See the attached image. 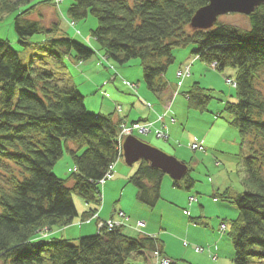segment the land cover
<instances>
[{
  "label": "trees",
  "instance_id": "1",
  "mask_svg": "<svg viewBox=\"0 0 264 264\" xmlns=\"http://www.w3.org/2000/svg\"><path fill=\"white\" fill-rule=\"evenodd\" d=\"M51 1L0 0V14L20 10L14 26L24 48L35 34L50 35L42 49L52 59L45 61L38 54V59L24 63L20 51L0 38V264H155L153 253L165 252L160 238L129 234L124 226L99 227L75 240L55 236L54 231L49 237L41 233L46 227L62 229L74 223L80 215L75 193L88 203H101L106 184L101 179L113 163L125 158L118 143L125 117L116 110L89 111L85 94L69 77L67 58L79 63L98 50L91 41L62 31L59 20L46 26L31 17ZM209 1L71 0L68 12L72 26L94 15L99 23L92 36L103 58L122 66L139 59L148 89L158 95L170 88L166 72L178 47L194 44L195 56L211 66L216 62L215 69H237V100L227 101L225 110L240 133L248 188L237 193L226 189L220 196L239 210L229 224L234 264H264V3L248 15V28L219 19L209 29L192 27L196 11ZM186 77L177 76V86ZM208 91L197 81L183 93L190 108L203 111L212 99ZM64 148L75 164L67 179L54 172ZM139 163L129 181L137 187V199L155 207L166 173L147 159ZM191 170L188 165L173 185L191 189L197 181ZM98 210L84 211L82 221Z\"/></svg>",
  "mask_w": 264,
  "mask_h": 264
},
{
  "label": "rangeland",
  "instance_id": "2",
  "mask_svg": "<svg viewBox=\"0 0 264 264\" xmlns=\"http://www.w3.org/2000/svg\"><path fill=\"white\" fill-rule=\"evenodd\" d=\"M55 1L52 0L49 4H41L31 17L41 20L42 24L46 26H52V23L57 21L58 17V20L61 21L60 28L62 31L68 32L70 36L84 42L92 40V46L98 50L85 64L89 65L95 61L113 68L109 69L110 71L106 70L105 75L99 73L89 75L88 73L83 74V72L82 75L74 74L76 83L83 86L86 91L85 103L87 109L95 113H109L115 109L117 115L118 113L123 115L130 110L129 115L125 117L127 123L129 122L128 124H132L133 120L139 118H143L140 120L143 121L147 114L152 116L150 118H157L167 113L168 116L165 121L168 125V131L166 129L165 131L169 134L168 139L157 137L154 129L147 134H135L141 140L186 162L192 169L191 174L197 180L191 189L179 188L173 186V178L166 173L162 183V198L159 203L155 207H149L140 201L136 202L138 206L133 208L134 214L130 216L127 225L124 226L125 232L129 234L159 235L164 240L167 253L155 251L158 252V254L154 252L152 255L155 264H162V261L167 257H171L172 261L177 264H234L235 251L229 235V224H231V220L238 216L239 210L234 203L220 196L223 191L221 189L217 190V187L214 190L212 183L215 182L218 186L229 181L230 188L228 189L236 193L244 192L248 188L242 183L241 174L245 173L243 172L242 162L238 164L241 161L240 133L236 127L229 123L230 114L225 110L227 101L237 100V89L228 81V78L235 80L237 69L231 66L226 67L224 70L215 69L210 64L198 59L194 64H191L192 75L185 78L184 87L177 91V70L185 67V64L191 62L196 55L193 52L194 44L178 47L173 50L175 60L166 72L170 88L165 93L158 95L148 89L139 59H133L123 65L124 70H121L123 69L122 65L113 60L110 61L112 65L105 64L108 60L103 56L106 55L102 50H99L98 42L92 36V30L99 23L94 15H89L83 20H76L75 26H72L70 22L74 19L68 12L71 0H62L58 4ZM18 11L20 10L0 14V38L8 39L20 51V57L24 63H29L32 59H38V54H41L42 58L49 62L51 56L42 49L47 44L44 39L50 36L48 33L41 32L32 36L30 45L26 48L18 41L14 26L15 15ZM219 21L242 28L250 26L248 15L237 12L223 14L219 17ZM68 63L73 66L76 64L71 58L66 60L67 67ZM116 71L125 75L130 81L138 83L137 91L124 84L121 77L115 81L110 79ZM197 81L203 87L208 88V93L212 96L207 109L203 111L190 108L185 94L182 93L183 90L190 89L192 84ZM173 93L175 94L173 95ZM128 97H134V100H129ZM110 98L113 99L112 102ZM135 99L140 100L139 104L135 102ZM136 104L141 105V108ZM119 107L121 111L117 113ZM170 117H174L176 121L170 123ZM158 126L161 128L162 124L159 123ZM208 134L209 138L206 137ZM194 137L205 139L207 149L205 147V150H192L189 143ZM139 166V161L129 165L123 156L120 157L115 164L113 178L108 179L107 183L103 185V200L101 203H88L79 194H74L79 211L82 212L83 207H97L100 210L106 200L107 204H113L117 208H122L123 203L132 206L131 199L136 196L137 187L129 181V177ZM74 167L72 156L64 148V154L56 163L54 172L59 177L67 179ZM128 171L132 173L126 175L127 177H122V174L125 175V172ZM120 174L121 176H119ZM191 195L198 198L193 207L189 205ZM215 196L218 199L217 201L214 200ZM106 211H108V208L104 210V213ZM96 215L97 213L94 216ZM101 220L103 219L99 217V221ZM138 220L147 222V226L142 231L134 229ZM99 221L93 220L95 229L82 235L78 232L81 225L86 223L87 220L78 224L74 222L73 225L76 224V226L70 227L68 233L72 234L74 232L79 234L75 235L79 237L94 234L98 231L97 222L98 228H108L106 225H100ZM223 223L228 225L226 230H222ZM58 230L60 229L52 230L46 227L42 229L41 233L45 237H49L54 231L55 236L63 237L62 232H58L56 235ZM69 236H65V238ZM70 239L72 238L70 237ZM197 247H203L204 250L198 251ZM210 249L217 255L216 259H213Z\"/></svg>",
  "mask_w": 264,
  "mask_h": 264
},
{
  "label": "water",
  "instance_id": "3",
  "mask_svg": "<svg viewBox=\"0 0 264 264\" xmlns=\"http://www.w3.org/2000/svg\"><path fill=\"white\" fill-rule=\"evenodd\" d=\"M261 3H264V0H210L207 5L196 11L191 25L194 28L209 29L215 25L221 15L235 12L250 15ZM123 148L125 160L129 165L147 159L153 167L160 168L176 180H181L188 170L185 162L141 140L136 135L127 136Z\"/></svg>",
  "mask_w": 264,
  "mask_h": 264
},
{
  "label": "crops",
  "instance_id": "4",
  "mask_svg": "<svg viewBox=\"0 0 264 264\" xmlns=\"http://www.w3.org/2000/svg\"><path fill=\"white\" fill-rule=\"evenodd\" d=\"M55 19H56V17H55ZM54 19V20H55ZM57 20H58V17H57ZM91 42H92V40H90ZM93 43V42H92ZM68 59V58H67ZM66 59V60H67ZM87 61V63H88V60H86ZM86 61H80L79 63H76V64H74V66L71 64V63H68V71H69V77L71 78V80H72V82L74 83V84H76L77 86H78V88L80 89V91L83 93V94H85V96L87 97V94L85 93L86 91H85V89H84V87L83 86H81L80 84H77L76 83V81H75V78H74V74L76 75V73H78V74H81L82 75V72H83V74L84 73H88L89 75L91 74V73H93V75H96V74H102V75H105V73H107V71L106 70H109V69H113V68H111V67H106V66H104V65H101V63H96L95 61H93V63L92 64H85V62ZM110 59L108 60V62H106L105 64H107L108 66H110V65H112L111 63H110ZM196 61V60H195ZM195 61H194V59L191 61V63H195ZM105 62V61H104ZM190 63V62H189ZM187 64V63H186ZM83 66V67H82ZM102 66H104V67H102ZM82 67V68H81ZM122 68L123 69H121V70H124V67L122 66ZM100 69V70H99ZM179 70V69H178ZM110 71V70H109ZM191 72H192V69H191ZM123 73V72H122ZM191 75H192V73H191ZM119 76V77H118ZM177 76V75H176ZM113 77V78H112ZM122 78V80L124 81L123 83L124 84H126L130 89H134V88H132L131 87V84L132 83H134V82H132V81H130L125 75H122V74H120V72L119 71H116L115 72V75L113 76H111V78L110 79H114V81L115 80H117L118 78ZM187 78V77H186ZM184 80H185V78H184ZM183 80V84H182V86L181 87H177V91H179V90H181V88L182 87H184V85H185V81ZM137 85H138V83H136ZM109 85H111V84H109ZM176 85H177V83H176ZM139 86V85H138ZM135 90V89H134ZM105 91V90H104ZM109 91V90H108ZM136 91V90H135ZM183 91H185V90H183ZM183 91H182V93H183ZM175 93H173V95H174ZM172 95V96H173ZM147 96V95H146ZM112 98H110V101L112 102L113 101V99L111 100ZM128 99L129 100H134V97H128ZM135 102L136 103H138L139 104V102H140V100L139 99H135ZM134 102V103H135ZM138 104H136V105H138ZM103 106H104V103H103ZM138 106H140V108H141V105H138ZM169 106V105H168ZM113 111H115V109H113ZM112 111V112H113ZM102 113H104V112H102ZM127 113V114H126ZM128 113H130V110L128 111V112H125V114H123V115H119V113H118V116L120 117H127L129 114ZM167 116H168V114H167ZM167 116H165L164 117V119H163V121L162 120H158V117L157 118H150V117H152L151 115H146L145 116V118H144V120H150V121H154V127L157 129V128H160V126H158L159 125V123H161L162 124V126H161V128L163 127V125L165 124V126H164V130L166 129L167 130V128H168V125H167V123H166V121H165V119H166V117ZM141 119H143V118H139V119H137V120H133V122L134 121H140ZM169 121H170V123H173L172 121H171V119H169ZM129 123V122H128ZM168 131V130H167ZM206 137L207 138H209V134L208 135H206ZM206 138V139H207ZM214 140H216V139H214ZM199 141H203V144H204V146L206 147V149H207V146H206V143H205V139H199V138H197V137H194L192 140H191V142L189 143V147L191 148V145L193 144V143H195V142H199ZM208 142H210V140H208ZM211 143V142H210ZM241 147V146H240ZM192 149V148H191ZM192 150H194V149H192ZM241 163V161L238 163V164H240ZM244 170V169H243ZM115 172V168H114V171H113V173ZM244 172V171H243ZM132 172L131 171H128V172H125V175H123L122 174V177H125L126 175H130ZM132 175V174H131ZM130 175V176H131ZM242 175V183L244 184V186L246 187L247 185L244 183V177H245V173H242L241 174ZM119 176H121V174L119 175ZM127 177V176H126ZM107 183V182H106ZM174 186V185H173ZM212 186H213V189L215 190L216 189V187H217V190L218 189H221L222 191H224L225 189H228V188H230V182L229 181H227V182H225V183H221V184H219L218 186H216V184H215V182H213L212 183ZM134 193H135V191H134ZM161 194H162V190H161ZM132 197H133V195H132ZM132 200V203H133V205L132 206H130L129 204L128 205H126V204H122L121 206H122V208H117L115 205H111L110 203H108L107 204V200L104 202V205H102V207H101V209L100 210H98V213H97V215L96 216H93V217H91V218H89V220H87V222L86 223H83L82 225H81V228H80V231L78 232V233H80L81 235L82 234H84V233H89V232H91V231H93L94 229H95V225H94V223H93V220H96V221H98V219H99V217H100V219H105V218H112V217H116V211L117 210H119V209H122V210H124L126 213H127V215H129V216H131V215H133L134 214V211H133V208L134 207H136V206H138L137 205V203L136 202H138L139 200L137 199V191H136V196H134L133 197V199H131ZM214 200L215 201H217L218 199H217V197L215 196L214 197ZM159 203V202H158ZM189 205L190 206H194V203H192V204H190L189 203ZM78 207V206H77ZM94 208V207H93ZM108 208V211H106L105 213H104V210L105 209H107ZM88 209H90V208H87V207H83L82 208V212H80V215L76 218V220L74 221V222H76V224H78V223H82V220H83V216H82V213L84 212V211H86V210H88ZM79 210V209H78ZM76 224L75 225H70V226H67L66 228H63V229H60V230H58L57 231V233H56V235L58 234V232H62V235H63V237H65V236H69L68 238H72V239H77V237H79V236H75V235H79V234H75L74 232L72 233V234H69L68 233V229L70 228V227H72V226H76ZM86 224H88V225H86ZM129 226V225H128ZM134 229H136V228H134ZM97 230H98V222H97ZM136 231H138L137 229H136ZM146 235H150V234H147V233H145ZM157 236V235H156ZM158 237L160 238V240L163 242V244H164V249H165V252L167 253V251H166V247H165V242H164V240L158 235Z\"/></svg>",
  "mask_w": 264,
  "mask_h": 264
},
{
  "label": "built area",
  "instance_id": "5",
  "mask_svg": "<svg viewBox=\"0 0 264 264\" xmlns=\"http://www.w3.org/2000/svg\"><path fill=\"white\" fill-rule=\"evenodd\" d=\"M57 1H62V0H57ZM102 56V55H101ZM199 56H195L194 59H198ZM190 64H186V66L182 69H180L177 72V76L178 77H186L187 75H189L191 73L190 70ZM213 68H216V62H214L212 64ZM228 81L230 83H232L234 86L237 85L236 81L228 78ZM182 84L181 81L178 82V86L180 87ZM131 86H135L134 83L131 84ZM119 112L121 111V108L119 107L117 109ZM167 116V113H165L164 115H160L158 117V120H162L164 119V117ZM172 122H175L176 119L174 117H170ZM164 126L163 125L162 128H155L154 127V121H150V120H143V121H136L132 124H128L127 121L123 120L120 124V132L118 134V143H119V148H120V155L124 154V148H123V144L124 141L126 139L127 136L129 135H136L135 133H139V134H147L152 132V130L154 129V132L156 134L157 137L159 138H164V139H168L169 138V134L164 130ZM191 148L194 150H205V146L203 144V141H199V142H195L191 145ZM114 168H115V163H113L110 167H109V171L106 174V176L101 179L102 183H105L108 179L113 178L114 176ZM196 200H198V198L194 195H191L189 197V203L192 204L194 203ZM116 216L117 217H112V218H108V219H103L101 221H99L100 225H106L108 228L112 229L116 226H126L127 222L130 219V216L127 215V213L122 210L119 209L116 211ZM118 218V220H117ZM147 226V222L145 220H138L135 224V228L139 231H142V229H144ZM228 227V225L226 223L222 224V230H226ZM143 233V232H142ZM145 234V233H144ZM198 251H203L204 248L203 247H197L196 248ZM155 254H158V252H155ZM210 254L212 255L213 259L217 258V255L215 253H213V251L210 249ZM172 263V258L167 257L164 259V261H162V264H170Z\"/></svg>",
  "mask_w": 264,
  "mask_h": 264
}]
</instances>
